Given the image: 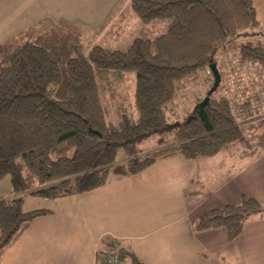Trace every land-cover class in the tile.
<instances>
[{
  "label": "trees",
  "instance_id": "trees-1",
  "mask_svg": "<svg viewBox=\"0 0 264 264\" xmlns=\"http://www.w3.org/2000/svg\"><path fill=\"white\" fill-rule=\"evenodd\" d=\"M130 7L140 26L125 48L86 43L81 24L50 18L0 44V181L11 182L10 195L0 197V261L24 225L52 213L25 210L27 196L70 198L105 185L116 165L138 175L169 152L216 155L242 138L244 122L264 116L253 102L258 91L249 90L238 111L229 95L217 94L222 52L257 67L264 92V22L254 0H130ZM116 12L95 32L118 36L128 17L114 24ZM213 64L218 87L172 119L189 79L207 73L214 86ZM152 136L159 148L146 152L141 143ZM255 215L264 217V204L244 196L193 227L224 228L233 241ZM117 243L104 239L98 258ZM119 251L120 264H142L120 244Z\"/></svg>",
  "mask_w": 264,
  "mask_h": 264
},
{
  "label": "crops",
  "instance_id": "crops-1",
  "mask_svg": "<svg viewBox=\"0 0 264 264\" xmlns=\"http://www.w3.org/2000/svg\"><path fill=\"white\" fill-rule=\"evenodd\" d=\"M120 1L0 0V44L46 18L100 27ZM254 5L264 22V0ZM242 131L213 156L169 152L138 175L116 165L105 185L70 198L27 196L25 210L52 213L24 225L0 264H97L106 238L142 264H264V217L249 218L233 241L224 228L193 227L244 196L264 204V116L244 122ZM5 179L0 197L10 195Z\"/></svg>",
  "mask_w": 264,
  "mask_h": 264
},
{
  "label": "rangeland",
  "instance_id": "rangeland-1",
  "mask_svg": "<svg viewBox=\"0 0 264 264\" xmlns=\"http://www.w3.org/2000/svg\"><path fill=\"white\" fill-rule=\"evenodd\" d=\"M116 8L117 12L114 16V24L118 25L119 22H122L119 21L121 20L122 15L128 17L121 24V33L118 36H115L114 34L110 35L107 31L96 33L95 29L98 28V26L93 27L81 24L85 30L84 41L86 43H98L114 49L125 48L130 44L140 26V20L131 13L130 0H121ZM220 60L221 63L225 65L226 75L217 94L229 95L235 109L238 111L239 106L247 100L248 94L250 93L249 90H252V92L258 91L262 94L259 95L258 98H254V105L264 106V92H262L259 84V81H261L260 70L250 64L242 66L239 63L238 57L232 52H222L220 54ZM238 78H241V80ZM208 79L207 73H200L197 78L188 80L187 87L181 92L180 97L174 106V110L170 111L172 119H181L185 111L190 110L195 103L197 104L204 99L211 86ZM129 84L133 86L132 82ZM245 91L247 93H245ZM159 139V136H152L145 139L141 143L142 149L146 152L158 149L160 145ZM120 156H123V152L120 153ZM5 180H10V177H6ZM3 182L6 181H1L0 189H3L2 186L5 184Z\"/></svg>",
  "mask_w": 264,
  "mask_h": 264
},
{
  "label": "built area",
  "instance_id": "built-area-1",
  "mask_svg": "<svg viewBox=\"0 0 264 264\" xmlns=\"http://www.w3.org/2000/svg\"><path fill=\"white\" fill-rule=\"evenodd\" d=\"M241 80V79H240ZM120 251H119V244H115L111 251L103 256V258H98L97 264H120Z\"/></svg>",
  "mask_w": 264,
  "mask_h": 264
},
{
  "label": "water",
  "instance_id": "water-1",
  "mask_svg": "<svg viewBox=\"0 0 264 264\" xmlns=\"http://www.w3.org/2000/svg\"><path fill=\"white\" fill-rule=\"evenodd\" d=\"M212 70L215 76L214 86L209 90L208 94H211L219 85L220 83V72L215 64L212 65Z\"/></svg>",
  "mask_w": 264,
  "mask_h": 264
}]
</instances>
